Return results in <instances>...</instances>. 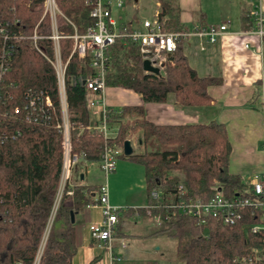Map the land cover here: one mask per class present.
<instances>
[{"label":"trees","instance_id":"obj_1","mask_svg":"<svg viewBox=\"0 0 264 264\" xmlns=\"http://www.w3.org/2000/svg\"><path fill=\"white\" fill-rule=\"evenodd\" d=\"M94 1L56 0L78 34L94 25L90 16ZM156 1L162 30L187 32L173 0ZM43 4L44 0H0V264H33L63 167L55 71L29 38L34 29L44 37L50 33V19L43 16ZM240 18L244 28L251 26L249 9L241 11ZM137 22L135 12L131 24L124 26L130 31L132 23ZM61 29L69 35L74 33L70 24ZM119 29L122 32L123 26L119 25ZM201 29L196 28V32ZM124 39L118 37L107 50L106 86L130 89L140 94L143 102H164L168 94H173L183 106H205L214 101L208 88L221 80L197 75L183 53V40L176 42L162 75L145 73L137 46ZM60 43L62 58L67 60L73 40L66 38ZM37 45L53 55L50 40L39 39ZM89 74L87 56L78 58L73 54L65 72L72 125L70 155L99 160L105 144L123 146L126 138L133 135L138 151L128 156L121 153L119 158L143 165L147 204L154 202L150 197L152 190L162 191L163 197L171 193L173 197L180 194L191 200L203 198L215 181L230 198H254L251 184L228 170L231 146L225 125L216 120L163 125L150 121L143 105H125L108 109L107 121L116 128L113 137L105 139L88 131L90 111L85 104L82 79ZM45 95L52 100V107L45 106ZM97 189L95 185L63 187L39 264H71L80 245V227L71 222L70 213H83L87 205L95 202L93 194ZM68 190H72L69 202ZM159 211L161 223L153 233L175 237L176 256L185 264H242L234 258L263 246L264 233L250 231L259 222V214L252 208L239 209L241 218L233 224H223L219 217L212 216L200 223L190 216L168 217L165 209ZM135 212L143 213V207H123L118 219ZM98 259L95 256L88 264H95Z\"/></svg>","mask_w":264,"mask_h":264},{"label":"crops","instance_id":"obj_2","mask_svg":"<svg viewBox=\"0 0 264 264\" xmlns=\"http://www.w3.org/2000/svg\"><path fill=\"white\" fill-rule=\"evenodd\" d=\"M260 3L264 8V0H260ZM180 8V20L188 27L189 33L183 40V53L188 64L198 76L206 75L200 77L221 80L219 84H211L208 88L214 101L205 106H183L173 94H168L164 102H143L140 94L130 89L106 86L105 104L110 109L143 105L146 117L163 125L204 123L210 120L223 123L231 146L228 170L238 175L243 182L250 183L253 175L264 171V37L260 39L249 32L250 27L244 28L241 22V11L250 8L246 0H180ZM120 14L123 18L118 15V22L125 18L123 11ZM226 21V29L219 32L214 41L196 32L198 27L220 25ZM96 117L97 111H92L90 119L95 120ZM133 151L138 150L134 147ZM127 161L119 163L118 158L112 178H124L129 166ZM140 166L141 169L135 172L140 181L139 189L145 192L147 199L144 167ZM99 173L98 160L89 161L78 156L69 167L65 186L67 189L75 185L98 187L103 183ZM139 201L130 197L121 198L108 190L110 205L124 206L129 203L135 207ZM124 218L129 219V229L120 228ZM100 220V207H86L81 215H75L74 221L80 227V245L71 264H88L95 256L99 257L95 264H157L154 259H139L141 253L149 250L146 243L162 234L153 233L158 227L144 212H135L118 219L110 251L106 246H99V241L91 237L88 228L91 223ZM122 240L126 243L125 247L121 246ZM159 249L160 246L155 250Z\"/></svg>","mask_w":264,"mask_h":264},{"label":"built area","instance_id":"obj_3","mask_svg":"<svg viewBox=\"0 0 264 264\" xmlns=\"http://www.w3.org/2000/svg\"><path fill=\"white\" fill-rule=\"evenodd\" d=\"M250 4L249 20L251 26L249 32L254 33L260 39L264 37V8L260 0H246ZM155 10L149 16L138 13L140 10L139 0H95L93 8L90 11V16L94 20V25L89 27L84 34H78L74 24L66 17L59 9L56 0H44L43 16L47 15L50 19V33L47 36H41L34 29L30 39L33 41L34 47L38 52L51 64L55 71L58 101L61 111V119L58 123V128L63 134V167L60 175V186L55 200L57 205L63 187L68 175L69 167L76 162L78 156H72L69 153V139L71 122L66 101L65 89V72L66 66L70 57L75 54L78 58L87 56L90 74L82 79V84L85 89V104L90 111H97L95 120L90 119V124L87 126L88 131L101 134L105 139L115 135L116 128H113L107 121L108 107L104 100V91L106 88L105 77L108 67V48L120 37L121 40L128 38L135 46H137L139 54L143 60L149 61L152 67L158 69V74H165V70L170 61L176 42L184 40L188 37V32H167L162 30L159 23V4L155 2ZM119 11L125 13L124 21L118 22L113 12ZM137 13L138 22L132 23L133 28L126 30L125 23L131 24L132 16ZM129 13L128 18L127 14ZM227 21L220 25L210 24L200 31L201 35L205 36L209 41H214L216 35L226 29ZM65 24H70L74 28V33L69 35L62 30ZM119 25L123 26V31L119 29ZM121 35V36H120ZM46 38L52 43V56L47 54L43 48L37 45L39 39ZM72 39L73 45L70 55L67 60L62 58L61 40ZM145 73H149L143 70ZM32 103L35 100L31 101ZM45 106L52 107L53 102L49 96L44 97ZM18 110H15L17 112ZM81 127V123H77ZM127 140L133 145L134 139L127 137ZM123 153V146L105 144L99 158V169L104 177L102 184L98 186L94 192V203L87 205V208L100 207L101 220L100 222L91 223L89 231L91 237L99 241V246H106L110 251L111 241L115 226L118 222V215L123 207L111 206L108 203V187L107 178L109 174L116 169V162L119 155ZM251 189L254 198L226 196L224 187L217 181L210 186V191L203 198L195 200L186 199L177 194L173 197L168 193L163 197V192L160 190H152L150 197L154 202L143 207L144 213L150 217L156 226H159L164 210L166 215H186L197 219L200 223H204L207 217H219L223 224H233L241 218L239 209L243 207L252 208L259 214V222L252 225L250 231L252 233H264V171L252 176ZM181 188V186H180ZM68 195L72 194L71 190L67 191ZM56 207L52 209V213L48 218L46 227L43 231L33 264H39L42 251L52 224L53 215ZM158 210V211H156ZM124 240L121 241V246L125 247ZM235 261L242 264H264V238L263 246L255 248L252 253L237 256ZM14 264H21L15 262Z\"/></svg>","mask_w":264,"mask_h":264},{"label":"rangeland","instance_id":"obj_4","mask_svg":"<svg viewBox=\"0 0 264 264\" xmlns=\"http://www.w3.org/2000/svg\"><path fill=\"white\" fill-rule=\"evenodd\" d=\"M173 3H174V5H176L178 7L179 15H180V12H181L180 0H173ZM139 6H140V10L138 13L140 14V16L141 15L149 16L153 13V11L156 8L154 0H139ZM113 14L115 17H117L118 15H120V16L122 15V14H120L119 11H114ZM128 16H129V13L127 14L126 18H128ZM121 17L123 18V16H121ZM200 76H206V75H200ZM129 137L134 139V141L132 142L133 148L136 147V141H135L136 136L132 135ZM122 161L125 162L126 158L120 157L119 163ZM127 162L129 163V166L126 170V175L124 176V178H120L118 180V178H112L113 173L109 174V176L107 178L108 190H109V192L111 191V193H113V194H118L121 198L130 197V198H134L135 200H137V199L141 200V202L139 201L140 203H138V202L135 203V204H138V205H134L135 207L132 206L133 204H129V203L125 204L124 206H116V207L122 208V207L129 206V207L136 208V209L142 208V207L147 205V199H145V192L139 189L138 185L140 184V181L138 179V176H136V172H135V171H138V169H141L140 168L141 164L130 161V160H128ZM142 167H143V165H142ZM176 174L180 177L182 176L181 174H179L177 172H176ZM99 175L101 176V179L103 182L104 177H103L102 173H99ZM94 180L97 181L99 179H97V180L94 179ZM144 182H145V179H144ZM59 186H60V182H59ZM71 195H68V199L66 200L67 202H69L71 200ZM56 197H57V195H56ZM146 198H147V195H146ZM125 200H127V199H125ZM54 206L57 207V205L55 203H54ZM111 206H115V205H111ZM78 214L81 215V213H78ZM53 217H54V215H53ZM52 221H53V219H52ZM132 221H134V220H132ZM135 221H136V219H135ZM130 226H131V224L129 222V219L124 218L121 220L120 228H122V229L128 228L129 229ZM135 230H138V229H135ZM136 232H138V231H136ZM146 245L149 246V250L145 251L147 253H141L139 255V259H143V258L154 259L157 261V264H185L183 261L179 260L176 256V238L175 237H172V236H169L165 233H162L161 236L154 237L152 240L148 241L146 243ZM158 246H160V249L155 250Z\"/></svg>","mask_w":264,"mask_h":264},{"label":"water","instance_id":"obj_5","mask_svg":"<svg viewBox=\"0 0 264 264\" xmlns=\"http://www.w3.org/2000/svg\"><path fill=\"white\" fill-rule=\"evenodd\" d=\"M142 68H143V70H145L149 73L158 74V69L155 67H152L150 65L149 61H147V60L142 61ZM132 153H133V145L131 144V142L129 140L126 139L123 143V154L125 156H128ZM70 217H71V222H74L75 215L73 214V212L70 213Z\"/></svg>","mask_w":264,"mask_h":264}]
</instances>
